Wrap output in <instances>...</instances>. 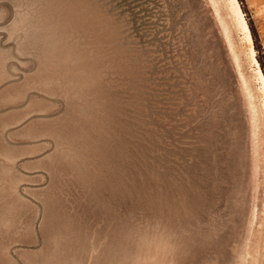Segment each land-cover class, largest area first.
Masks as SVG:
<instances>
[{
    "label": "rangeland",
    "instance_id": "obj_1",
    "mask_svg": "<svg viewBox=\"0 0 264 264\" xmlns=\"http://www.w3.org/2000/svg\"><path fill=\"white\" fill-rule=\"evenodd\" d=\"M240 1L264 62V0ZM236 16L0 0V264H264V93Z\"/></svg>",
    "mask_w": 264,
    "mask_h": 264
},
{
    "label": "bare ground",
    "instance_id": "obj_2",
    "mask_svg": "<svg viewBox=\"0 0 264 264\" xmlns=\"http://www.w3.org/2000/svg\"><path fill=\"white\" fill-rule=\"evenodd\" d=\"M220 2H221V0H219ZM231 2H232V4H233V6H234V9H235V13H236V17L238 18V20H239V24L241 25V28H242V31L245 33V39H246V41H247V43H248V46H249V49H250V55H251V60H252V62H253V64L255 65V66H258V62H257V60H256V58H255V50H254V48H253V45H252V40H251V37H250V33H249V28H248V25H247V23H246V21H245V19H244V17H243V13H242V10H241V8H240V6H239V4H238V1L237 0H231ZM224 3V2H223ZM226 3H229L228 1L227 2H225V4ZM221 4V3H220ZM220 6V5H219ZM232 9V8H231ZM231 9H230V11H231ZM234 13V12H233ZM228 16V15H227ZM236 23V22H235ZM229 24V23H228ZM237 25V24H236ZM239 28V27H238ZM239 30H240V28H239ZM239 32V31H238ZM242 40V39H241ZM240 41V40H239ZM242 42V41H241ZM248 49V50H249ZM247 53H249V51H247ZM248 55V54H247ZM251 70V69H250ZM256 75H257V77H258V79H259V81H260V83H261V85H262V92L264 93V78H263V75H262V72H261V70L259 69V68H256ZM256 79V78H255ZM255 98V97H254ZM257 105V104H256ZM257 108V107H256ZM255 108V109H256ZM259 108V107H258ZM257 113V112H256ZM261 115V114H260ZM256 117H258L257 115H256ZM261 118V117H260ZM258 119V121H259V118H257ZM262 122V121H261ZM260 126V125H259ZM263 129V128H262ZM262 131V130H261ZM261 131H260V133H261ZM262 140V139H261ZM262 143H263V141H262ZM263 146V145H262ZM264 150V149H263ZM264 158V157H263ZM264 225V224H263ZM263 228V227H262ZM264 241V240H263ZM262 245V244H261ZM260 247V246H259ZM260 249V248H259ZM262 262H264V261H262Z\"/></svg>",
    "mask_w": 264,
    "mask_h": 264
},
{
    "label": "trees",
    "instance_id": "obj_3",
    "mask_svg": "<svg viewBox=\"0 0 264 264\" xmlns=\"http://www.w3.org/2000/svg\"><path fill=\"white\" fill-rule=\"evenodd\" d=\"M238 1V0H237ZM239 6H240V8H242V6H243V3L239 0ZM243 9V8H242ZM257 62H258V64L260 65V70H261V72H262V75H263V78H264V62H262L261 60H257Z\"/></svg>",
    "mask_w": 264,
    "mask_h": 264
}]
</instances>
